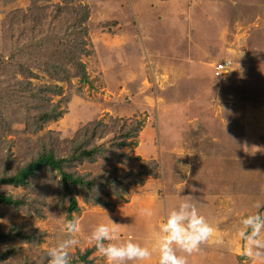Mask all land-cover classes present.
<instances>
[{
	"label": "rangeland",
	"instance_id": "rangeland-1",
	"mask_svg": "<svg viewBox=\"0 0 264 264\" xmlns=\"http://www.w3.org/2000/svg\"><path fill=\"white\" fill-rule=\"evenodd\" d=\"M67 1L49 3V16L42 21L29 19L30 0H0V57L10 58L17 46L32 52L25 37L38 33L42 49L36 53L42 60L33 59L29 66L37 76L32 82L61 86L63 95L52 96L54 103L68 99L60 104L63 116L39 134L22 132L23 126L15 125L14 132L5 136L0 157L11 153L12 166L17 167L38 156L50 132L71 140L91 122L101 120L118 130L129 127L126 121L138 119L143 122L138 146L122 150L130 159L119 162L113 154L98 156L71 170L111 178L119 175L133 183L138 180L131 173L142 164L155 160L160 167L158 178L143 176L126 194L124 190L101 194L106 207L77 195L80 212L75 218L80 230L71 235L80 243L70 250V259L90 248L94 249L89 257L92 263L106 264L87 240L96 225L108 223L105 213L128 226L121 229V242L132 239L150 245L166 207L179 194H191L199 199L200 213L223 235L224 246L209 245L215 262L218 257L226 264H253L242 253L238 231L244 216L257 211L264 215V207H253L256 201L264 204V154L249 156L237 145L247 141L264 146V0H70L68 4L86 6L90 12L89 53L81 59L88 77L82 81L72 76L61 82L48 75L45 65L53 56L48 45L55 41L57 47L72 26L56 19L54 8ZM220 64L225 68L216 76ZM23 79L21 74L9 76L0 63V89ZM61 148L67 151L66 145ZM111 150L116 152L113 146ZM4 166L0 163L1 170ZM58 180L59 174L50 172L28 189H10L13 195L37 203L31 211L26 207L0 210V230L19 227L35 233L28 243L0 242L1 250L16 249L9 264L48 261V249L68 238L63 221L74 217L68 218L67 203L55 190ZM142 208L150 209L152 216L141 215Z\"/></svg>",
	"mask_w": 264,
	"mask_h": 264
},
{
	"label": "trees",
	"instance_id": "trees-1",
	"mask_svg": "<svg viewBox=\"0 0 264 264\" xmlns=\"http://www.w3.org/2000/svg\"><path fill=\"white\" fill-rule=\"evenodd\" d=\"M30 2L27 11L30 14L29 19H39L40 17L44 21L49 16V8L46 6L53 0H30ZM69 2L71 1H67L64 6L58 5L54 8L56 13L58 12L56 19L64 20L65 25L72 24V26L59 39L57 47L53 44L55 41L48 45V50L51 54L53 52V56L50 62L47 61L45 68L51 78L61 82L70 81L72 76H80L82 81H85L88 74L86 65L82 63L81 59L89 53L86 47V36L88 35L87 23L90 12L86 6H74L68 4ZM25 39L26 42L27 40L30 42L29 46L33 47L32 52L26 51L23 46L21 49L17 46L14 47L15 54L14 51L10 53V58L6 57L7 55L0 57V63L2 67H5L9 76L13 75L16 78L17 74H21L24 77L22 81L16 82L13 86L3 84L0 89L1 150L7 143L5 136L14 132L15 125H22V132L39 134L47 124L57 122L63 116L65 112L59 109L60 104L68 102L66 97H62L56 103L52 101V96L63 95L61 86L57 84L34 85L32 79L37 76L31 72L29 66L33 65V59L38 58L39 53L36 52L42 49V46L40 47L39 41H37L38 33L26 35ZM40 57L41 55L38 62L42 60ZM15 73L16 75H14ZM8 114L13 115L14 118L9 117ZM126 122L129 127L122 125L118 130L101 120L91 122L77 131L71 140H63L55 132H50L47 134L49 137L45 136L46 141L41 144L38 156L17 167L12 166L11 153L1 154L0 163H5V166L3 170L0 169V210L5 207L15 209L26 207L30 211L33 210L37 203L36 200L32 201L26 196H15L10 189H28L33 186L35 181L42 179L50 172L59 174L55 190L67 203L65 211L68 218H72L73 214L80 212L78 194L87 203L106 207L108 203L101 197V194L111 196L115 195L117 191L120 193L121 190H124L125 192L126 189L128 192L130 185L140 184L143 181L141 179L143 176L150 175L158 178L160 167L155 160L142 164L138 172L131 173V178L138 180L133 183L123 180L121 176L119 178V175L111 178L105 174L92 176L89 173L80 174L71 170L86 161H96L98 156L109 158L108 156L113 154L118 160L120 159L119 162L125 158L130 159L122 150L129 146H138V137L143 122L138 119ZM111 135L113 138L110 137ZM108 138L109 140L112 138L110 142L107 141ZM61 145L63 147L66 145L67 151H64ZM110 145L115 147L117 153L111 150ZM53 186V184H48L49 188ZM38 216L42 215L38 212ZM34 238V232L22 231L19 227L0 230V242L28 243ZM93 251L94 249L88 248L83 253H77L70 259V264H93L92 259L89 258ZM15 253L14 247L0 249V264H5ZM41 264H48V261Z\"/></svg>",
	"mask_w": 264,
	"mask_h": 264
},
{
	"label": "clouds",
	"instance_id": "clouds-1",
	"mask_svg": "<svg viewBox=\"0 0 264 264\" xmlns=\"http://www.w3.org/2000/svg\"><path fill=\"white\" fill-rule=\"evenodd\" d=\"M237 147L246 155L264 154V146L249 144L247 141ZM193 191H196L195 189ZM79 199V197H77ZM198 201L193 195L180 194L171 207H166L164 218L154 232L150 245L142 246L132 239L120 241L121 229L128 226L112 220L106 213L108 223L96 225L89 236L88 243L102 256L106 264H146L157 259V264H189V257L202 251L208 244L224 246L223 235L213 227L198 209ZM253 207H264L256 201ZM140 214L152 216L150 209H140ZM65 215V214H62ZM63 221L69 233L68 238L59 240L47 251L48 264H70V250L80 241L74 233L79 232V220L75 218ZM238 235L242 241V253L252 260L253 264H264V215L258 211L244 216L240 221ZM11 260L5 262L9 264Z\"/></svg>",
	"mask_w": 264,
	"mask_h": 264
},
{
	"label": "crops",
	"instance_id": "crops-1",
	"mask_svg": "<svg viewBox=\"0 0 264 264\" xmlns=\"http://www.w3.org/2000/svg\"><path fill=\"white\" fill-rule=\"evenodd\" d=\"M210 244H208V245H205L203 248H202V251L201 252H199V253H196V254H193L191 257H189V264H226L225 262H222L221 261V259H218V257H217V261L215 262V260L216 259H214V256H216V255H211L210 253H211V249H209L210 248V246H209ZM210 250V251H209ZM208 251V252H207ZM213 253V252H212ZM222 253H223V251H222ZM216 254V253H215ZM220 255H221V253H219ZM202 259V260H204L203 262H198V263H194V261L193 260H199V259ZM219 258H221V256L219 257ZM210 259H212L213 261H208V260H210ZM223 259V258H222ZM153 260V262H154V264H157V259L156 258H153L152 259ZM208 261V262H207ZM219 261V262H218Z\"/></svg>",
	"mask_w": 264,
	"mask_h": 264
},
{
	"label": "built area",
	"instance_id": "built-area-1",
	"mask_svg": "<svg viewBox=\"0 0 264 264\" xmlns=\"http://www.w3.org/2000/svg\"><path fill=\"white\" fill-rule=\"evenodd\" d=\"M225 68V64H220L216 67V71H215V75L216 76H220L222 71L224 70Z\"/></svg>",
	"mask_w": 264,
	"mask_h": 264
}]
</instances>
